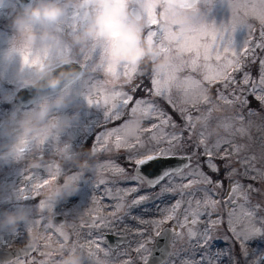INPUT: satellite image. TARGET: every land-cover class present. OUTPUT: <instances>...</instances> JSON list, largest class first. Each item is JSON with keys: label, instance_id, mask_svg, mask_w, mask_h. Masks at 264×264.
Here are the masks:
<instances>
[{"label": "rangeland", "instance_id": "obj_1", "mask_svg": "<svg viewBox=\"0 0 264 264\" xmlns=\"http://www.w3.org/2000/svg\"><path fill=\"white\" fill-rule=\"evenodd\" d=\"M251 2L252 0H202L201 16L195 19L191 28L184 30H178L176 26L170 25L167 18H161L159 13L154 14L159 21V26L168 34L163 43L147 38L146 33L149 29L146 18H144V37L151 42L158 55L150 54L139 68L122 66L118 70L123 73L125 70L136 69L131 82L123 75L118 80L113 79L107 71L103 70L101 66L107 67L101 63L98 50L91 44L83 49L73 45L72 37L78 34L83 27L84 19H75L77 12H70L57 32L61 41L60 46L51 47L46 52L47 58L42 60L52 62L57 66L60 59L67 55L72 60L79 61L86 69V75L72 85V104L63 113H57V115H76L78 118L57 138L49 139L42 145H31L21 160L7 165L0 163V221L4 219L6 212H23L25 215V220L20 222L15 229L0 228V249L22 247L31 240L37 241V248L33 255L6 264H66L71 260L77 261V264H143L141 254L135 251L138 244L143 242L141 232L144 240L150 238L155 243L157 237L152 221L161 217L160 209L170 206L181 197L178 193L176 195L164 193L159 196V199L132 208L130 215L124 214L129 211L127 205L135 196L144 192H151L153 196H156L160 189L159 187L156 189L142 187L139 193L134 192L128 195L127 192L137 183L131 179L135 165L127 160L129 152L124 147H116L115 135L107 137L106 143L97 142L96 138L98 135L122 126L126 120L130 119L127 128L129 139L139 133L141 139L144 140L152 133L141 130L150 128L154 123L159 124V120L155 116L144 118L140 113L131 117L127 109L120 119L106 120L105 107L110 108L111 102L120 103V100L110 101L106 106L103 103V96L119 91L130 94L134 100L144 98L171 115L176 124L181 126L185 124L184 119L178 111H174L166 97L170 96L172 102L178 107L186 108L194 118L207 115V109L211 107L209 104L201 102L197 110V107H193L191 103H180L185 92H188L189 97L197 94L195 86H190L184 81L192 78L203 82L206 71L203 67L193 70L187 64L191 59L190 52H198L201 57L208 55L212 45L205 34L211 24L217 27L229 24L234 15L251 26L238 27L235 33L239 52L243 53L242 46L245 40H249L253 47L258 43L264 44V37L261 36L264 24L252 14L250 7L244 8L245 3L250 4ZM230 4L236 5V8L230 7ZM21 10L14 0H0V123L7 121L13 113L17 114V119H19L29 109L20 108L15 103L16 93L20 89L15 83L19 67L17 63L9 62L4 57L9 48L18 46V35L12 27V20ZM246 11L248 15H245ZM156 27L152 26L154 30ZM256 53L258 57H264V50L257 48ZM44 54L41 53V56ZM248 56L249 58L245 60L244 55L241 54L239 59L246 66L242 71L231 73L237 80L242 78L244 72H249L255 80L259 78V59L256 63H251V53ZM165 57L168 58L167 62L161 66L160 62ZM146 61L150 65H145ZM203 63L202 60L198 61V65ZM210 63L214 66L216 64L214 60ZM171 65H182V67L170 72L168 76L156 75L155 72L166 70ZM27 67L31 68L32 65H27ZM33 74L27 72L26 76L31 78ZM169 76L174 79L169 80ZM153 78L160 82L159 86L164 92V97L153 95L148 91L152 89ZM145 81L149 84L145 85V90H143L142 83ZM232 87L230 85L229 89H223L222 85L217 83L211 85L207 93V99H211L217 105V110H214L210 116L209 131L212 135L208 138V145L211 147L218 139H229L233 145L238 147L239 151H233L231 156V167L236 170L233 179L243 185V191L237 192L236 198L239 204L246 206V209L249 207L254 209L256 205H259L258 214L264 216V106L258 100L259 107L251 106L249 97L254 98V96L247 90L243 93L248 100L246 104L226 103L217 98V89H220L226 97L232 99ZM240 87L246 88L242 84ZM90 88L94 100L97 97L100 98L99 104L89 105L87 103L86 96ZM138 90L139 93L142 91L144 93L135 96L134 92ZM5 96L9 97L10 102L4 100ZM131 106L130 104L129 107ZM167 106L170 109L167 110ZM239 116H243L244 119L242 121L237 119ZM141 121L142 126H139ZM222 123L230 124L231 127L227 130L222 126L217 127ZM202 127V124L197 122L191 138H189V132L185 131L182 146L175 149L177 155H191L192 157L191 168L184 170L183 175L185 176L196 167L198 160L201 167L208 171L204 163L207 159L203 155L204 149L197 147ZM3 130V127H0V133ZM179 130L171 126H161L159 131L152 129V132L171 134ZM6 143L7 140L0 135V145ZM86 146L88 151H82ZM223 147L229 146L223 145ZM246 158L251 161L252 167L244 163ZM213 159L220 163L224 171L223 162L219 161L218 156H214ZM117 165L125 171L123 173L116 171L114 166ZM57 169H59V174H57ZM246 169H248L247 172ZM171 179L177 185L186 182L181 176ZM44 180L49 181L46 186L35 187V185L43 184ZM68 181L71 182L70 186L65 188L64 185ZM164 183L167 184L168 181ZM249 185L255 191L249 189ZM202 187L203 185L199 184L194 186L191 189L195 194L194 197L185 196L183 198V206L179 214L182 219V214L189 207L187 201L191 199L192 211L204 214L199 217L195 226L189 225V227H194L199 233L209 226V219L216 221V226L211 230L212 239L208 245L201 246L197 243L199 237L190 238L188 236L187 227L183 230L177 228L182 238L173 234L172 253L167 264H254V261H259L260 257L256 255L257 249L264 252V242L259 239L250 241L246 248V258L240 243L229 231L230 208L225 206L224 201L229 195L232 182L225 179L223 188H218L212 193L213 199L221 201L215 208L204 203V192L197 190ZM58 190L62 194L55 196ZM244 193H247L249 197L247 204L243 198ZM18 195L30 198L18 199ZM197 200L201 201L199 206L196 204ZM118 203L125 204L124 212L117 213L123 219L107 226H90L93 220L97 222L101 218H106L108 221L113 220V212ZM239 211L237 209V213ZM56 215L65 217L64 226H58L54 222ZM133 217H139V219ZM141 219L146 223H141ZM175 224L176 221H170L161 227L163 229L174 227ZM108 232L128 235L131 242L116 250H111L106 245L105 234ZM154 243L148 245L151 251Z\"/></svg>", "mask_w": 264, "mask_h": 264}, {"label": "snow or ice", "instance_id": "obj_2", "mask_svg": "<svg viewBox=\"0 0 264 264\" xmlns=\"http://www.w3.org/2000/svg\"><path fill=\"white\" fill-rule=\"evenodd\" d=\"M230 7L236 8V5L230 4ZM251 8L252 14L259 19L262 24H264V0H252L250 4L245 3L244 8ZM137 18H140V13H135ZM245 15H248L247 11ZM75 19L83 20L85 18V13L77 12ZM146 22L148 25V32L146 33L149 40H158L163 43V40L167 37V32L165 29L159 26V21L157 20L154 14H149L146 17ZM157 26L154 30L152 26ZM238 27H251L250 25L245 24L237 16H233L231 23L222 24L217 27L215 24H211L209 30L206 32V38L212 45L211 52L201 57L198 52H190L191 59L187 63L193 70H196L198 67H203L206 71L203 76V82L196 81L195 79L188 78L184 83L195 86L197 94L189 97L188 92L184 93V96L181 100V104L191 103L193 107H197L201 102L211 105L207 109V115L202 117H193L191 113L183 107H178L172 102L171 97H166L167 102L170 106L173 107L174 111H178L184 119L185 124L183 126L176 124L172 119L171 115L164 112L162 109H159L154 103L146 101L144 98L134 100L130 94L123 92H114L110 95L103 96V103L107 106L110 101L120 100V103L111 102L110 108L105 107L104 115L106 120H115L120 119L124 113L125 109L128 110L131 117L135 114L140 113L144 118H149L155 116L159 120V124L154 123L150 128H143L141 131L152 133L147 139L142 140L139 133L129 139L127 135V128L130 123V119L126 120L122 126L117 127L111 131L103 133L97 136V142L106 143V138L113 135L116 136V147H124L129 152L127 160L135 165L134 174L131 176L132 180H135L137 183L127 192L128 195L136 192L139 193L142 187H147L148 189H156L159 187L160 191L156 196H153L151 192H144L140 195H137L133 200L127 205L129 211L124 212L125 204L118 203L115 206L113 212V220L108 221L106 218H101L99 222L93 220L90 226L100 227L101 225H111L117 220L123 219V217L118 216L117 213L124 212L125 215L131 214V209L137 207L141 204H145L149 201H154L159 199L160 195L164 193H170L180 195L181 199L176 200L170 206H166L163 209H160L162 215L160 218L152 221L155 228V236L162 237L167 241V238L170 233L174 234L177 237L182 238V234L179 231H176L177 228L183 230L187 227L188 236L190 238H196L197 243L201 246L208 245L212 239L211 230L216 226V221L209 219L208 227H206L203 232H197L194 227L198 223V219L204 213L194 212L191 209V199L187 201L189 207L185 209L184 213L181 214L180 209L183 206V198L185 196L194 197V193L191 189L196 185H203L202 188L197 189L198 191L204 192V203L206 205H212L214 208L216 205H219L221 201L215 200L212 198V193L215 192L218 188H223L224 180L228 179L232 182V187L230 189L227 199L224 201L225 206L230 208L228 214V224L229 231L233 234V237L237 242L240 243L241 249L244 252L245 257L247 258L246 248L250 241L259 239L261 242H264V216H260L258 211L260 209L259 205H256L255 208H247L244 204H239L236 198L237 192L243 191V185L239 181L234 180L236 175V170L231 167V156L233 151H239L238 147L233 145V142L229 139H218L211 147L208 145V138L212 135V132L209 131L210 128V116L214 110H217V105L213 103L210 99H207V93L210 90V86L213 84H221L223 89H229V86L232 85L231 96L232 99H229L224 95V92L220 89H217V98L225 101L226 103H248L247 97L243 95L245 90L249 94L253 95L256 100H258L262 106H264V57H258L256 49L260 48L264 50V44L258 43L254 47L251 46L249 40H245L244 45L242 46L243 53L237 50L235 33ZM261 36L264 37V30L261 31ZM251 53V63H256L259 59L260 74L258 80L252 78L249 72H244L240 80H237L233 76L232 72L242 71L246 66L240 59V55L243 54L245 60L249 58L248 54ZM47 53L43 56L35 57H25V64L31 66L36 63L37 60H42L47 58ZM203 61L202 65H198V61ZM215 61V66L210 63ZM182 67V65H171L166 70L155 72L157 76L168 74L172 71H177ZM103 70L113 78L118 80L122 75L131 82L136 69L131 71L125 70L123 73L119 72L116 69L110 67L104 68ZM231 70V71H229ZM174 79L169 76V80ZM152 89L148 91L152 92L153 95H159L164 97V92L159 86V81L156 78H153ZM245 87H240V85ZM135 90V89H134ZM122 98V99H121ZM87 103L89 105L99 104L100 98L97 97L95 100L92 95V89L90 88L89 94L86 96ZM132 105L129 107V105ZM197 110L199 108L197 107ZM239 120H243V116L237 117ZM199 122L202 124V130L199 133V140L197 147H203V155L207 157L204 163L207 166L208 171H205L199 162L197 161L196 167L191 169L188 172L187 176L183 175L184 169L191 168V156H178L175 152L177 147L182 146V138L184 132H189V138L195 129L196 123ZM161 126H171L174 129L179 128V131H173L171 134H166L160 132H152V129H161ZM224 127L226 130L231 127L230 124L222 123L217 125V127ZM167 145V146H165ZM223 145H228L229 147H223ZM213 149L215 151H213ZM214 156H218L219 161L223 162V169L220 166V163L217 160L213 159ZM245 164L252 167V163L247 158L244 161ZM115 170L123 173L125 170L121 167L114 166ZM95 170V169H94ZM248 169H246V172ZM57 174H59V169H57ZM181 176L182 180H185V183L174 184L172 177ZM255 179L256 177H252ZM75 179V177H74ZM168 181V183H164ZM103 182V181H101ZM49 183L48 180H44L43 184L35 185L36 188H41L46 186ZM249 189L255 191L251 185ZM28 199V196L18 195V199ZM243 198L246 204L249 202V197L247 193L243 194ZM196 204L199 206L201 204L200 200L196 201ZM239 209V213H237ZM211 216V213H209ZM134 219H139V217H133ZM219 219V218H218ZM170 221H176V224L173 228L163 229L161 226ZM243 221V223H241ZM141 223H146L144 220H140ZM141 239L143 242L139 243L135 251L140 255V258L143 261V264H151L150 256L152 255L151 250L148 245L154 243L150 238L144 240L143 233L141 232ZM119 243V242H117ZM162 253V256L165 259H161L159 264H167L166 257L170 255L168 251V243L166 242L163 247L159 249ZM257 256L260 257L259 261H254V264H264V252H261L260 249H257Z\"/></svg>", "mask_w": 264, "mask_h": 264}, {"label": "clouds", "instance_id": "obj_3", "mask_svg": "<svg viewBox=\"0 0 264 264\" xmlns=\"http://www.w3.org/2000/svg\"><path fill=\"white\" fill-rule=\"evenodd\" d=\"M202 0H28L22 10L12 20V27L18 35V46L7 50L4 57L9 62L18 64L19 71L15 83L20 89L35 92V103L23 116L17 119L13 113L8 120L0 123V133L7 143L0 145V163L7 165L21 160L31 145H42L49 139L57 138L69 129L77 116L63 113L73 101L72 85L76 72L70 68L72 59L63 56L57 70L52 62L37 60L31 68L27 67L24 58L40 56L51 47H59L61 41L57 36L59 26L70 12L85 13L84 25L78 34L72 37L74 46L82 49L91 44L99 52L100 61L106 67L119 70L123 67L139 68L145 58L158 55L150 41L144 37V17L159 13L167 18L170 25L178 30L191 28L196 18L201 16ZM136 7L141 14L137 18L132 12ZM202 27L205 25H201ZM167 57L160 62L166 64ZM27 72L34 73L31 78ZM55 98L45 95L46 92H57ZM4 100L10 102L9 97ZM142 126V121L140 125ZM66 182L65 188L70 186ZM75 191V189H73ZM62 193L58 190L55 196ZM71 195V192H69ZM25 220L23 212L5 213L0 221V228L11 227ZM66 264H77L67 261Z\"/></svg>", "mask_w": 264, "mask_h": 264}, {"label": "water", "instance_id": "obj_4", "mask_svg": "<svg viewBox=\"0 0 264 264\" xmlns=\"http://www.w3.org/2000/svg\"><path fill=\"white\" fill-rule=\"evenodd\" d=\"M15 1L19 4L21 9L23 8V5L28 2V0H15ZM34 2H35V0H33V3ZM132 12H133V14L139 13V11L136 7L132 8ZM72 61L73 62L70 65V68L74 69L76 72V78H75V83H76L86 75L87 71L79 61H75V60H72ZM56 68L58 71L59 70H64V71L68 70L67 67L61 69L60 64L57 65ZM44 94L48 95L51 98L53 96L60 94V90H57V92H46ZM35 95H36L35 92L29 91L27 89H19L16 93V96H15V103L18 107L23 108V109H27V108L33 106V104L35 103V100H34ZM178 156L183 157V156H191V155H178ZM190 163L192 164V159H191ZM53 220L58 226H64L66 224V219L63 215H56ZM170 228H172V227H166L164 229H170ZM172 235H173L172 233L169 234L167 241L162 237L156 238L154 247L151 251L152 255L150 256L151 264H159L161 259H165V257L162 256V253L159 251V249L161 247H163L166 242L168 243V251L171 255V253H172V245H171ZM105 238H106V245L111 250H116L119 247L124 246V245H128L131 242V238L128 235L116 234L113 232L106 233ZM117 242H119V243H117ZM36 248H37V241L31 240L26 245H24L22 247L13 248V249H7V248L1 249L0 250V264L12 262L15 259L23 258L25 256H31L36 251ZM170 255L166 257L167 261H168Z\"/></svg>", "mask_w": 264, "mask_h": 264}, {"label": "trees", "instance_id": "obj_5", "mask_svg": "<svg viewBox=\"0 0 264 264\" xmlns=\"http://www.w3.org/2000/svg\"><path fill=\"white\" fill-rule=\"evenodd\" d=\"M145 65H150L147 61L145 62ZM146 80V79H145ZM148 81H145L144 83H142V85H143V90H145V85L146 86H148ZM142 93H144L143 91H142ZM142 93H139V90L138 91H135L134 92V94H135V96H138V95H141ZM249 99H250V104H251V106H254V107H259V102L257 101V100H255L253 97H249ZM166 107V106H165ZM168 109H170V107L169 106H167V110ZM82 151H88V148H87V146L85 147V148H83L82 149Z\"/></svg>", "mask_w": 264, "mask_h": 264}, {"label": "flooded vegetation", "instance_id": "obj_6", "mask_svg": "<svg viewBox=\"0 0 264 264\" xmlns=\"http://www.w3.org/2000/svg\"><path fill=\"white\" fill-rule=\"evenodd\" d=\"M179 229H176V231H178ZM25 258V257H24ZM20 259H22V258H20ZM17 260H19V259H17Z\"/></svg>", "mask_w": 264, "mask_h": 264}]
</instances>
